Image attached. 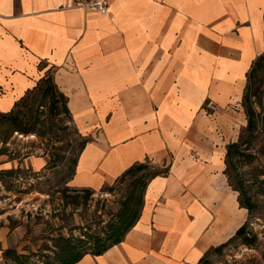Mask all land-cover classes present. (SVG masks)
Listing matches in <instances>:
<instances>
[{
  "label": "crops",
  "instance_id": "obj_1",
  "mask_svg": "<svg viewBox=\"0 0 264 264\" xmlns=\"http://www.w3.org/2000/svg\"><path fill=\"white\" fill-rule=\"evenodd\" d=\"M108 4L104 16L74 0H0V113L50 74L91 139L71 187L102 190L139 163L168 169L149 182L124 240L76 264H202L249 220L226 155L248 125L242 103L264 54V0Z\"/></svg>",
  "mask_w": 264,
  "mask_h": 264
},
{
  "label": "rangeland",
  "instance_id": "obj_2",
  "mask_svg": "<svg viewBox=\"0 0 264 264\" xmlns=\"http://www.w3.org/2000/svg\"><path fill=\"white\" fill-rule=\"evenodd\" d=\"M246 93L257 114L258 130L251 145L242 146L249 149V157L234 159L232 182H243L256 208L243 235L209 252L202 264H264V60L250 78ZM51 104L50 96L34 94L22 108L24 126L34 130L28 135L16 131L19 122L0 117V232H4L0 237L5 251L29 256L27 264L47 262L46 256L52 252L44 249L52 246L53 236L68 237L74 228L78 236L79 228L91 226L95 232L98 225H105L102 221L118 211L128 188L124 184L113 193L94 190L87 195L71 187L74 163L91 139L82 135L70 113L64 112L62 102ZM245 128H236L235 142ZM44 160L47 166L43 169ZM4 260L16 264L12 258Z\"/></svg>",
  "mask_w": 264,
  "mask_h": 264
},
{
  "label": "trees",
  "instance_id": "obj_3",
  "mask_svg": "<svg viewBox=\"0 0 264 264\" xmlns=\"http://www.w3.org/2000/svg\"><path fill=\"white\" fill-rule=\"evenodd\" d=\"M262 60H264V54L259 56L253 63L248 76V86L246 90L249 88L250 78L256 74L257 70L261 67ZM44 85L46 86L44 87ZM34 94L50 96L52 99V107L62 102L64 112L69 113L67 98L58 90L54 83L53 76L50 74L45 75L34 89L28 91L26 95L15 104L11 112L7 114L0 113V117L9 118L15 123L19 122L16 131L26 135L33 133L34 130L33 128L24 126L21 113L22 108L29 103L31 96ZM243 107L248 117V125L241 133L239 141L231 143L227 147V169L225 174L230 181V186H232L235 191L239 192V203L241 207L248 209L249 213H251L256 208V205L252 203L253 198L246 191L243 182L237 181L236 185L232 182V173L236 169L234 159L238 158L241 160L242 158L249 157L246 153L249 149L243 150L242 146L246 144L251 145V140H253L258 130L257 114L252 106L248 93L244 95ZM244 133H246L247 136H245ZM87 143L86 141L84 146ZM74 164L76 166L77 161H75ZM167 172V168H156L148 163H139L129 168L113 183V185L105 186L102 189L104 193H113L117 189V186L120 187L124 184H128V188L125 190V194L119 202L118 211L110 214V219L108 221L103 220L102 222L105 225H98L95 232H92V227L88 226L84 229L79 228L81 234L78 236L74 232L77 228L71 229L68 237L63 235L53 236L50 239L52 246L44 249L45 251L52 252V256H46L47 262H44V264H76L86 255H103L109 249L121 243L140 219L144 207L145 192L149 182L159 175L167 174ZM77 191L84 192L87 195L94 194V191L91 189H80ZM245 226L237 232L232 240L243 235ZM4 257L12 258L16 264H27L25 260H27L29 256L19 255L15 250L9 249L4 252Z\"/></svg>",
  "mask_w": 264,
  "mask_h": 264
},
{
  "label": "built area",
  "instance_id": "obj_4",
  "mask_svg": "<svg viewBox=\"0 0 264 264\" xmlns=\"http://www.w3.org/2000/svg\"><path fill=\"white\" fill-rule=\"evenodd\" d=\"M74 6L86 11H97L101 15H109L108 0H74Z\"/></svg>",
  "mask_w": 264,
  "mask_h": 264
},
{
  "label": "bare ground",
  "instance_id": "obj_5",
  "mask_svg": "<svg viewBox=\"0 0 264 264\" xmlns=\"http://www.w3.org/2000/svg\"><path fill=\"white\" fill-rule=\"evenodd\" d=\"M106 16H109V15H106Z\"/></svg>",
  "mask_w": 264,
  "mask_h": 264
}]
</instances>
